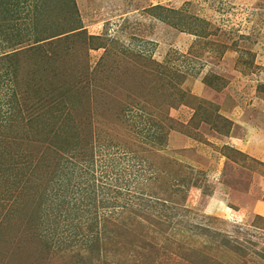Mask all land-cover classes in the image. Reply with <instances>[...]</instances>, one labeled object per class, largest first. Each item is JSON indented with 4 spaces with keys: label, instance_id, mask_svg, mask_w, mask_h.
<instances>
[{
    "label": "rangeland",
    "instance_id": "374dc122",
    "mask_svg": "<svg viewBox=\"0 0 264 264\" xmlns=\"http://www.w3.org/2000/svg\"><path fill=\"white\" fill-rule=\"evenodd\" d=\"M44 1L0 0V264H264V0Z\"/></svg>",
    "mask_w": 264,
    "mask_h": 264
},
{
    "label": "trees",
    "instance_id": "16d2710c",
    "mask_svg": "<svg viewBox=\"0 0 264 264\" xmlns=\"http://www.w3.org/2000/svg\"><path fill=\"white\" fill-rule=\"evenodd\" d=\"M16 1H18V0H16ZM57 1H59L58 3H61V1L62 0H45L44 2H42L40 5H38V7L37 8H39V7H44V8H46V7H53V6H56V2ZM59 5H61V4H59ZM157 8H160V9H165L163 6H161V5H155V6H153V9H157ZM52 9V8H51ZM64 9H65V7H63V11H64ZM7 10H8V8H6V10L5 11H2V12H7ZM52 10H54V12H52ZM51 11H49V10H47V9H43V10H37V9H35L34 10V12H35V15L33 16L36 20H37V22H38V24H41V25H44L43 23H47L48 25H52V22H51V18L53 17V15L55 14V11L57 10V9H52ZM29 11V10H28ZM58 11V10H57ZM11 13L12 14H14L15 13V11H14V8L13 9H11ZM57 13V12H56ZM58 13H59V15H60V13H61V7H60V9H59V11H58ZM51 14V15H50ZM50 16V18H49V16ZM56 17V16H55ZM195 20L193 21V23L194 24H199L200 22H201V20H199L198 18H194ZM198 29V28H197ZM194 28L191 30V32L190 33H193L194 34ZM205 34L206 33H203V34H198V32H197V36L198 37H204L205 36ZM130 53V52H129ZM133 54H136V55H138V56H140V57H144V53L143 52H140V51H134V52H132ZM28 165H31L32 164V162L30 163V162H26ZM25 167V166H24ZM13 190H11V192H12ZM8 192H9V190H8ZM12 206L14 205V203H12L11 204ZM40 217H41V215H40ZM68 217H70V216H68ZM68 217L66 218V219H68ZM80 220V219H79ZM91 222H93L91 219H89V218H86L85 219V221H83V225H81V224H77L78 226H79V228L81 229L83 226H89V228H94V226H93V224H91ZM67 226H70V225H72V224H66ZM75 229V228H74ZM71 230H73V229H71V228H69L68 227V229H64L63 230V234H66V233H68V232H70L71 233V235H73V232L71 231ZM76 230V229H75ZM77 235L79 234V232H77L76 233ZM76 235V236H77ZM80 235V234H79ZM84 238L85 239H91V238H93L90 234H88V233H86V234H84ZM74 240V239H73Z\"/></svg>",
    "mask_w": 264,
    "mask_h": 264
}]
</instances>
